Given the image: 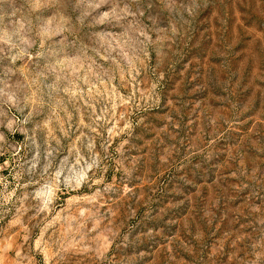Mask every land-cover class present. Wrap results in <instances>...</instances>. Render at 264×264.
Wrapping results in <instances>:
<instances>
[{
	"label": "clouds",
	"instance_id": "clouds-1",
	"mask_svg": "<svg viewBox=\"0 0 264 264\" xmlns=\"http://www.w3.org/2000/svg\"><path fill=\"white\" fill-rule=\"evenodd\" d=\"M0 264H264V0H0Z\"/></svg>",
	"mask_w": 264,
	"mask_h": 264
},
{
	"label": "rangeland",
	"instance_id": "rangeland-1",
	"mask_svg": "<svg viewBox=\"0 0 264 264\" xmlns=\"http://www.w3.org/2000/svg\"><path fill=\"white\" fill-rule=\"evenodd\" d=\"M5 7H7L6 5H5ZM182 75H183V73H182ZM183 85H182V82L181 81H177L176 82V85H175V91H179L180 89H181V87H182ZM5 174H7L6 172H5ZM165 174H161V178H163V176H164ZM155 179V178H154Z\"/></svg>",
	"mask_w": 264,
	"mask_h": 264
}]
</instances>
